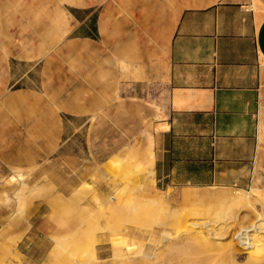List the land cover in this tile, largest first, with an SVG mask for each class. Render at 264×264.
I'll list each match as a JSON object with an SVG mask.
<instances>
[{
    "label": "rangeland",
    "instance_id": "rangeland-1",
    "mask_svg": "<svg viewBox=\"0 0 264 264\" xmlns=\"http://www.w3.org/2000/svg\"><path fill=\"white\" fill-rule=\"evenodd\" d=\"M85 1L95 3L90 30L77 28L69 0L3 3L0 200L12 217L0 230V264L25 263L18 244L46 218L45 206L55 245L41 264H264V229L254 237L247 227L259 212L264 218L263 177L246 186L168 187L137 159L163 109L157 83L132 74L143 78L146 45L160 48L161 65L181 12L210 0ZM124 151L130 160H121ZM60 155L78 156V173H87L71 197L48 166Z\"/></svg>",
    "mask_w": 264,
    "mask_h": 264
},
{
    "label": "crops",
    "instance_id": "crops-1",
    "mask_svg": "<svg viewBox=\"0 0 264 264\" xmlns=\"http://www.w3.org/2000/svg\"><path fill=\"white\" fill-rule=\"evenodd\" d=\"M69 1L67 11L77 28L90 30L95 3ZM257 1L210 0L185 8L161 65L160 48L145 46L143 78L136 80L132 74L131 79L157 83L163 112H157L154 133L142 138L137 159L147 167L144 153L151 144L156 157L147 174H156L162 185L212 188L264 179V0ZM113 6L110 2V12ZM121 155L130 158L131 153ZM4 157L0 154V163L5 164ZM79 160L69 155L50 158L48 166L60 174L55 186L64 197L73 196L87 175L78 173ZM5 204L0 200V230L12 217ZM44 212L46 218L33 221L35 226L18 244L24 264L46 262L55 245L47 206Z\"/></svg>",
    "mask_w": 264,
    "mask_h": 264
},
{
    "label": "bare ground",
    "instance_id": "bare-ground-1",
    "mask_svg": "<svg viewBox=\"0 0 264 264\" xmlns=\"http://www.w3.org/2000/svg\"><path fill=\"white\" fill-rule=\"evenodd\" d=\"M255 1V3H257L258 1L257 0H254ZM255 6V5H254ZM256 7V6H255ZM125 65V64H124ZM126 67H127V65H126ZM124 69H125V67H124ZM155 153H154V150H153V148L151 147V144H150V146H147V148L145 149V153H144V158H145V164H147V167L146 168H144L145 170H148V169H150L151 168V166H153L154 165V160H155ZM120 159V158H119ZM118 159V160H119ZM126 160V159H128V160H130V158H126V157H122V159L121 160ZM124 164V163H123ZM122 164V165H123ZM125 165V164H124ZM20 176V179H21V181H22V185H23V188L22 189H26V188H28V186L30 185L29 183H28V181H27V179L24 177V175H19ZM26 177H27V175H26ZM129 182V181H128ZM154 185V184H153ZM135 186V185H134ZM88 187H91V186H88ZM115 187V186H114ZM136 187H138L137 185H136ZM255 187H252V189L251 190H253ZM157 190V189H156ZM154 191V190H153ZM242 191H244V190H242ZM250 190H247L246 191V193L245 194H243V193H239L238 195H236L235 196V198L234 199H237V201L239 200L240 202H241V200L243 201V199H244V196H246V197H248V195H249V192ZM158 192V194L160 193L159 191H157ZM198 192V191H197ZM207 192V191H206ZM205 192V193H206ZM208 192H210V191H208ZM193 193V195H194V192H192ZM196 193V192H195ZM204 193V192H203ZM207 194V193H206ZM209 195V194H208ZM198 196V195H197ZM199 198L201 199V198H204V195L203 194H201V195H199ZM21 213L23 212V210H21L20 211ZM256 214V213H255ZM263 214H262V212L260 213H258V215H256L257 216V218H256V220L254 221V222H249L250 224L249 225H247V227L249 228L248 229V233H250V235H253L254 237H255V235H260V234H262L261 232L263 231V229H264V218H263V216H262ZM235 219H237V217L235 218ZM254 219V218H253ZM222 221V220H221ZM247 221V220H246ZM252 221V220H251ZM215 222V221H214ZM205 223V222H204ZM210 223V222H209ZM209 223H205L203 226H210L209 225ZM219 223V222H218ZM202 224V223H201ZM200 224V225H201ZM220 224V223H219ZM159 225V224H158ZM229 228V227H228ZM228 228H226L227 230H228ZM212 229H213V227H212ZM226 230V231H227ZM202 230H198V231H196V234H195V236L198 238V243L199 244H201L202 242H203V240L204 239H206V237H205V235H203L202 234ZM228 232V231H227ZM135 233V232H134ZM224 234V233H223ZM205 237V238H203V236ZM208 235V234H207ZM211 236H212V234H211ZM167 237V235L166 234H164L163 235V238H166ZM215 237V236H214ZM133 238V237H132ZM131 238V239H132ZM169 238V237H168ZM209 238V237H208ZM207 238V239H208ZM139 239V238H138ZM210 239V238H209ZM208 239V240H209ZM215 239V238H214ZM129 241H130V239H129ZM129 241L127 242L128 244H129ZM163 241V240H162ZM213 241V240H212ZM142 242V241H141ZM204 243V242H203ZM206 243V242H205ZM211 244V243H210ZM153 250V249H152ZM151 250V251H152ZM150 251V250H149ZM151 251H150V253H151ZM147 252V251H146ZM149 254V253H148ZM147 254V255H148ZM224 254V253H223ZM227 255L226 256H228L229 254L228 253H226ZM154 255V254H153ZM155 256V255H154ZM123 257V256H122ZM127 257V256H126ZM153 257V256H152ZM151 257V258H152ZM121 258V257H120ZM124 258H125V255H124ZM146 258H148L149 259V257H146ZM122 259V258H121ZM131 261V260H130ZM134 261V260H133ZM149 261H150V259H149ZM95 262V261H94ZM119 262H120V260H119ZM122 262V261H121ZM127 262H129V261H127ZM148 262V261H147ZM149 263V262H148ZM147 263V264H148ZM123 264V263H122ZM126 264V263H125ZM131 264V263H130Z\"/></svg>",
    "mask_w": 264,
    "mask_h": 264
}]
</instances>
